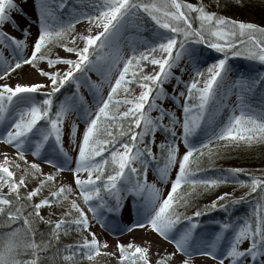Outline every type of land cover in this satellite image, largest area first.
I'll use <instances>...</instances> for the list:
<instances>
[{"label":"snow or ice","instance_id":"6c2138e0","mask_svg":"<svg viewBox=\"0 0 264 264\" xmlns=\"http://www.w3.org/2000/svg\"><path fill=\"white\" fill-rule=\"evenodd\" d=\"M27 4L35 11L34 20L26 15ZM68 8V0H0V76L8 78L30 63L47 77L33 83H0V141L14 147V155L24 161L13 160L6 150L0 159V264H57L58 258L67 262L77 256L91 260L108 244L92 231L91 220L98 218L108 226L109 220L118 222L124 214L142 221L132 227L154 231L173 248L162 252L158 248L153 259L150 241L118 240L119 264H194L197 255L216 264H264V173L223 167L207 175V169L200 166L205 157L210 162L221 152L264 144V94L258 104L252 99L257 85L264 83V72L258 79L244 74L229 79L230 57L264 63V25L208 10L203 0H84L71 7L65 18ZM78 20H87L100 30L93 34L89 26L86 34L72 35ZM32 23L36 34L29 42ZM6 24L21 36L8 31ZM130 28H150L152 38L130 39V52L124 55L121 40ZM78 39L82 46L76 45ZM51 45L76 55L53 56ZM200 45L219 54L205 67L198 63ZM106 48L110 55L104 54ZM102 60L107 62V71L100 81L91 80L87 72L93 67L99 70ZM40 61H46L51 70L39 67ZM144 61L158 68L144 71ZM60 63L66 67H55ZM182 63L191 64L189 80L173 72ZM113 68L118 72L114 82ZM173 78L176 84L169 93L164 84ZM105 79L109 82L106 95ZM133 83L141 86L138 94L130 88ZM71 84L75 90L60 97ZM82 86L92 92L93 105L80 92ZM225 94H235V102L227 105ZM169 98L181 108L182 118L161 102ZM121 105L126 106L124 110ZM72 111L84 125L77 139L78 125L71 122L75 156L64 145L66 118ZM157 131L165 135L158 143ZM194 135L205 138L195 143ZM180 141L186 148L182 154ZM153 144L159 152L153 151ZM26 151L38 158L46 154L52 170L43 171L41 163L28 160ZM73 160L75 189L73 183L61 182L57 187L56 174ZM150 164L159 181L170 183L166 195L147 179ZM18 169L23 171L18 173ZM245 173L248 179L241 178ZM37 177L42 178L34 187L21 191ZM229 183L247 186L248 192L240 197L220 192L189 214L179 210ZM48 185L52 190L41 196ZM253 192L258 193L259 202L251 215L232 217L230 206ZM66 200L67 209L55 220L41 211L42 206ZM216 209L229 214L215 231L201 232L199 218ZM101 210L110 214L107 219ZM41 222L48 226L47 232L39 227ZM73 229L79 238L61 245V233Z\"/></svg>","mask_w":264,"mask_h":264},{"label":"rangeland","instance_id":"374dc122","mask_svg":"<svg viewBox=\"0 0 264 264\" xmlns=\"http://www.w3.org/2000/svg\"><path fill=\"white\" fill-rule=\"evenodd\" d=\"M83 2H84V0H68L69 8L64 10L65 18H67V14L70 11L71 7L80 6L81 4H83ZM190 2L199 3V2H201V0H190ZM203 3L206 5L208 10H215V7H213L211 5L210 0H203ZM27 6L32 10V14L28 17L31 20H34L35 15H36L35 11L30 4H27ZM226 15L232 16V17L237 18V19H243L245 21H252L255 23L262 24L260 19L258 18V16L254 12L248 10L246 7H241V8L237 7L236 9L228 11ZM20 18L25 23L24 19L22 17H20ZM83 23H85L84 26L89 25V22L87 20H78L76 25H75L74 31L72 32V35L76 34L77 27ZM150 23H152V22L149 20V24ZM5 28L8 31L15 34L16 36H18V37L21 36V33L19 31H16L12 27L6 26ZM35 34H36V24L32 23L31 28H30V35L28 36L29 42L32 41ZM141 37L151 39L152 38L151 29L150 28H140V29H131L130 28L129 31L124 34V38L121 40V44L123 45V47H122L123 54L127 55L130 52V48L128 47L130 39L135 38L138 40ZM68 43L71 45L72 41L69 40ZM76 45L82 46V42L77 40ZM146 46L147 45H145V47ZM199 50L202 52V54L200 55L199 60H198L200 67H205L206 63H210L213 59L218 58L219 54L216 52V50L210 49L208 45H200ZM25 51L26 52L30 51V45H29V49H26ZM4 53L6 55H9V50L5 49ZM49 54H51L53 56L56 54H60V55L73 56V57L76 55L75 53L68 52L66 49L62 48L60 45H51V52ZM209 55L212 56V60L204 61L205 59H209L208 58ZM144 63L146 65L144 71H151L153 69L158 68V66L152 65L150 63V61H144ZM229 64L232 67V72L229 74V79L234 78V77L238 76L239 74H244L246 76L259 78V73L264 72V63L252 60V59L247 58V57H242V56L230 57L229 58ZM39 67H43L46 70H51L46 61H40ZM55 67H60L61 69H63L64 67H66V65L60 63V64H57ZM120 67H122V64L120 65ZM181 68H186L187 70H185L184 72H181L180 71ZM37 70H38V68L36 66L31 65L30 63H26V64L21 65L18 69H15L13 73H10L8 78L0 76V82H2V83L3 82H12V83L22 82L21 79L30 73L31 74L33 73L35 75L36 79H38V80H46L47 77L43 76L42 74H37L36 73ZM105 70L107 71V67L105 68ZM175 73L177 75L182 76L183 80H189L191 77V74H192L191 64L190 63L187 65L182 64L181 66H179V68L176 70ZM102 74H103V72L99 73L97 76H95L94 80L100 81ZM115 75H118V72H116L115 68H113V72H112L113 82H114V76ZM108 84H109L108 80L105 79L103 81L104 94L105 95L107 93ZM174 84H176V81L173 78L169 81H166L164 84V87L168 90L169 93H171L173 91V85ZM182 87H183V84L181 83L176 90L178 91L179 88H182ZM130 88L132 89L133 93H135V94H138L139 91L141 90V86L139 84H136V83L131 84ZM74 90H75V84L66 85L64 87L63 91L60 93V97H63L65 94H71ZM80 92L82 93L85 100L87 101V104L93 105L92 92L87 87L80 88ZM256 92L257 91L255 89V92H254L252 98L256 97V95H255ZM120 94L124 95L123 90H121ZM224 99H225V103L227 105H231L235 102L236 97H235V94H225ZM161 102L164 104L165 108L174 109L176 114L182 118L181 108L171 98L164 100V101H161ZM181 102H182V98H181ZM125 107H126L125 105H121V110H124ZM151 114L153 116H155L157 114L156 110H153V112ZM73 120H75L77 125H78L77 139L79 138V133H80V131H82L84 125H83V122L77 117L75 111H72L69 114V116L66 118V127H65V131H64V145H65V148L68 149L69 154L72 156H75L76 148L73 145V143L71 141V137H70V127H71V122ZM165 120H167V117H165ZM177 130L182 131V129L179 126H177ZM0 131H2V129H0ZM204 138L205 137H203V136L194 135L193 141L195 143H199V142L203 141ZM163 139H165L164 133L161 131H157L156 136H155L156 142L158 143L159 141H161ZM179 143H180L179 151L182 154V152L185 151L186 148H185L182 141H180ZM2 149H4V150L6 149L8 151V154L10 156H12L13 160L17 161L20 164H24V161L22 159H19L14 155V153L16 151V149L14 147L8 145L4 141H0V152ZM153 151L159 152V149L157 148L156 144H153ZM25 155L27 156L28 160H36L38 163H41L43 171L47 172V171L52 170V166L46 162L48 159L46 154H42V156L38 158V157H35L34 155H32V153L30 151H26ZM74 163H75L74 160L71 161L69 164L64 166L60 172H58L56 174V182L55 183H56L57 187L59 186V183H61V182L73 183V188L75 189V184L73 182L74 177H73V173L71 172V168L74 167ZM153 167H154V164H150L148 172H147V179L149 181H155L158 184V186L163 190V194L166 195L167 190L170 187V183H163V182L159 181L157 179L156 173L153 171ZM224 167H231V165H225ZM263 167H264V162H262L261 165H259L258 169H262ZM20 171H23V169L17 170L18 173ZM84 174L86 175V173H84ZM174 174H175V170H173V172H172L173 176H174ZM39 178H42V177L30 179L28 181L29 183L27 182V188H24V187H22V188H24L26 191L30 190L32 187H34L36 185V183H38ZM233 184H234L235 188L233 186H229L228 184H224V185H220L217 188H215L213 193L210 195H207L208 193L201 194L198 197L199 200L197 199L196 201L193 202L192 205H190L188 207L180 208L179 210L182 212H185V214H189L192 211H195L196 207L202 206L209 199H211L214 195H218L220 192H229V193H231L232 196H235V197H240L244 193L248 192V187L245 188V186H237L235 183H233ZM51 190H52V185L46 186L43 189L41 196L47 195L48 192ZM69 195L72 198H76L74 193H70ZM205 195H207V196H205ZM39 198H40V196H37V197H34L33 199H39ZM68 204H69V201L66 200L60 204H53L51 206H42L41 211L43 214H45L49 218L55 220V219L59 218V216L65 212V210L68 207ZM82 206H84V205L82 204ZM44 208L54 209L55 217L52 218V215L50 213H47V214L44 213L43 212ZM230 208L233 211H238V212L242 213V215H241L237 212V214H239L237 216H241L243 218V214L245 212H251L254 207H253V204H250V202L247 199L246 200L243 199V200L239 201L237 204L231 205ZM239 210H241V211H239ZM86 211H87V208H86ZM243 211H244V213H243ZM217 212L224 214L225 216L228 215V213H226L225 210H223V209H216L214 211L204 213L203 215H206L207 217L205 218L204 221L200 222V225L204 224V223H208V222H211V223L213 222L216 226L213 228H211V227L199 228L201 232L211 233V232L216 230V228L218 227V222L221 220L220 217H214L213 216L214 214H217ZM101 215L106 216V219H107L110 214H106L104 210H101ZM89 216H90V218H92L91 212H89ZM133 223L140 224V223H142V221L136 219L135 217L129 218V216L127 214H124L118 222L113 223L109 220L108 226L102 225L100 219H98V218L91 220L92 231H94L96 233L97 237L101 241H104V240L108 241L106 248H102V252L100 254H98L95 258H93V259L99 261V262H96V264H113V263L118 261L117 257L119 256V251H118L117 246H116V242L118 240L123 241V242H127L129 240H135L136 242H142V239H143L144 241H150L151 244L153 242H155L156 244H160L162 250H160V249L159 250L161 252L164 249L172 250L173 245L170 243V241H167L164 238L159 237V235L156 234L154 231L145 230V229L140 228V227H132ZM182 223H183V221H182ZM200 225L198 227H200ZM79 235H80V233L75 231L74 232L75 237L71 238V237H69L68 232L66 234L62 232L61 233V239L59 242H62V245L70 243V242L78 239ZM127 239H129V240H127ZM224 243H227V240H225ZM111 252H115L116 255L115 256L109 255V253H111ZM152 252H153V259H155V256L157 254V248H152ZM193 259H194V264H216V261L214 259H211V258L204 256V255L194 256ZM65 263L66 264H76L75 261H67Z\"/></svg>","mask_w":264,"mask_h":264},{"label":"trees","instance_id":"16d2710c","mask_svg":"<svg viewBox=\"0 0 264 264\" xmlns=\"http://www.w3.org/2000/svg\"><path fill=\"white\" fill-rule=\"evenodd\" d=\"M210 2H211V5L213 7H215V11H218V12L225 14V15L227 14L228 11L236 9L237 7L238 8L246 7L248 10L254 12L258 16V18L260 19L261 23L264 25V0H219L220 6H217L218 0H210ZM262 90H264V83L257 85V88H256L257 92L255 94L256 97L252 98L257 104L260 102L261 95L264 94V93H262ZM262 162H264V144L256 145L251 149L241 147V148H237V149H231V150H228L226 152H221L217 158L213 159L210 162L208 161L207 157H205L204 161L201 163L200 166L202 168L207 169V175H215L216 170L219 168H223L225 165H231V167H243L248 171L254 172L256 174H260V173H264L263 172L264 167L262 169H258L259 165H261ZM209 163H211L214 167L208 168ZM241 178L248 179L249 177L245 173V174H242ZM228 185L233 186L235 188L233 183H229ZM245 188H247V186H245ZM21 191L25 192L26 190L24 188H21ZM212 193L213 192L208 193L207 195H210ZM207 195H205V196H207ZM246 199L250 202V204H253V207H254V204L259 202L258 201V193H256V192L250 193V195L248 197H246L245 200ZM182 208H184V207H182ZM239 211H241V210H239ZM237 212L238 211H233L230 208V215L232 217H234V218L235 217H241V216H237V215H239V214L242 215V213L238 212L239 214H237ZM243 213H244V211H243ZM249 215H251V212H245L243 214V217H246ZM213 216L214 217H220V219L225 217L224 214H221L218 212H217V214H214ZM206 217H207L206 215H202L199 218L200 222L205 220ZM39 227L41 229H44L45 232L48 231V226L44 222H41L39 224ZM75 231L76 230L73 229L72 231L68 232L69 237L74 238L75 237L74 236ZM37 238H39V236ZM59 243L62 245V242H59ZM61 255H62V253H61ZM74 261L76 264H96V262H99L95 259H91V260H89L88 258L80 259L79 256H77ZM44 264H48V262L45 261ZM57 264H66V263L58 258ZM113 264H119V262L117 261Z\"/></svg>","mask_w":264,"mask_h":264},{"label":"bare ground","instance_id":"6f19581e","mask_svg":"<svg viewBox=\"0 0 264 264\" xmlns=\"http://www.w3.org/2000/svg\"><path fill=\"white\" fill-rule=\"evenodd\" d=\"M18 2H19V0H18ZM25 9H26V15L27 16H30L32 14V10L27 5H25ZM13 15H15L17 17V19H19L21 21L22 24H24V22L21 20L20 16L17 13H13ZM84 24L85 23H83V24H81V25H79L77 27V32L76 33L85 32V34H86V31H87V29H88L89 26H91L92 33H95L96 31H99L100 30L98 27H96V25L84 26ZM6 26H9V25L6 24L5 27ZM104 54H109V50L107 48L104 49ZM208 58L209 59H205L204 61H210V60H212V56L211 55H209ZM106 67H107V62L105 60H102L101 63H100V66H99V70L96 67H93L92 69H90L87 72V76H89L91 78V80H94L95 79V76H97L101 72H105L106 71L105 70ZM178 68L179 67L174 68L173 69V72L175 73ZM36 73L39 74L38 70L36 71ZM21 81H22V83H33V82H37V81H40V80L36 79V77H35V75L33 73L32 74L30 73V74H27L24 78H22ZM0 83H2V82H0ZM8 83L14 84L12 82H8ZM83 87L84 86H82L81 88H83ZM5 150L4 149L1 150V152H0V159H2V156H3V153H4ZM7 153H8V151H7ZM43 212L46 213V214L47 213H50L52 215V218L55 217V211H54V209L44 208ZM215 226L216 225L213 222L212 223L211 222H208V223L201 224L199 228H202V227H211V228H213ZM127 240H129V239H127ZM142 241H144V240L142 239ZM152 248H157V249L159 248L160 250H162L161 245L160 244H156L155 242L152 243Z\"/></svg>","mask_w":264,"mask_h":264}]
</instances>
